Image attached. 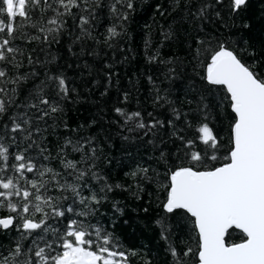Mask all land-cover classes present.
Segmentation results:
<instances>
[{"label": "trees", "instance_id": "1", "mask_svg": "<svg viewBox=\"0 0 264 264\" xmlns=\"http://www.w3.org/2000/svg\"><path fill=\"white\" fill-rule=\"evenodd\" d=\"M98 2L99 7L94 0H77L80 6L72 7L69 15L55 0H47L51 8L40 0L37 8L26 5L30 19L17 16L9 21L0 15L5 21L0 42L9 40L5 49L15 50L0 49L7 57L0 60V70L6 72L0 78L4 89L0 100L7 106L0 117V145L8 149L7 161L0 158V179L12 178L21 192L27 189L33 194L36 189L28 181L46 182L40 193L51 198L45 203L34 195L28 200L22 194L0 197L4 205L0 218H13L8 230L0 227V261L7 258L9 264H23L30 259L36 264L39 258L34 253L41 247L48 264H54L51 258L63 251L61 238L72 239L65 233L76 220L90 233L86 238L95 242L93 250L107 236L110 242L104 246L125 254L115 257L120 264H197L194 220L183 211H164L165 185L170 169L189 166L185 153L213 151L198 138L203 123L219 140L216 154L222 156L228 148L234 114L226 90L203 79L208 62L204 49L209 40L212 48L223 42L264 79V0H248L238 14L231 13L229 0H224L208 10L206 19H197L194 13L215 0H131L132 9L127 8L128 0H122L116 13L110 10L115 0ZM53 9L64 15L57 16ZM81 17L88 20L83 25L86 31L80 26ZM53 18L58 24L48 22ZM8 22L13 24L12 35L7 33ZM110 27L119 33L112 39ZM49 76L65 79L66 98ZM41 96L49 105L39 104ZM29 103L38 108L27 107ZM50 105H58L60 111L51 112ZM116 108L125 115L116 113ZM41 110L49 113L42 119ZM135 112L140 116L126 120ZM17 114L30 123L20 119L23 131L12 132L9 117ZM140 122L147 127L138 128ZM69 140L71 144L66 143ZM189 140L194 143L186 147ZM77 143L83 146L80 152L73 151ZM17 154L34 165L33 172L15 170L21 163L15 160ZM68 161L76 169L66 168ZM45 169L52 171L41 176ZM80 171L85 175L77 179ZM93 195L99 203L91 200ZM9 201L17 205L16 212L9 211ZM23 204H28L29 212L22 211ZM37 204L41 211H36ZM88 209L89 214L79 215ZM57 210L65 215L57 216ZM25 218L44 220V225L24 230ZM229 232L228 244L245 239L239 231ZM17 245L18 256L14 255ZM188 249L192 251L185 255Z\"/></svg>", "mask_w": 264, "mask_h": 264}, {"label": "snow or ice", "instance_id": "2", "mask_svg": "<svg viewBox=\"0 0 264 264\" xmlns=\"http://www.w3.org/2000/svg\"><path fill=\"white\" fill-rule=\"evenodd\" d=\"M55 2L64 8L69 15H71L72 7L80 6L77 0H55ZM121 2L122 0H115L110 10L116 13V4ZM44 3L48 8L52 7L47 4V0H44ZM94 3L97 7L100 6L98 0H94ZM223 3L224 0H215V4L205 3L194 15L197 19H206L210 8H214L215 5H223ZM247 3L248 0H229L227 6L231 13L238 14ZM26 5L37 8L40 5V0H0V15H6L9 21L17 16L30 19ZM127 8H133L131 0H128ZM53 11L56 12L57 16L64 15L58 9H53ZM215 16L220 18L221 13L216 11ZM122 19L126 20L127 15H123ZM48 22L53 25L58 24L56 18L50 19ZM87 23L88 20L85 17L80 18L82 31H86L83 29V25ZM6 27L7 33L12 35L13 24L8 22ZM3 31H5V21L0 19V32ZM49 31H54V29H49ZM108 33L109 39L119 35L115 27H110ZM200 43L203 44L204 41ZM8 44L9 40H3L0 42V49H5ZM208 45L204 49L208 54V62L203 79L209 85L223 86L228 94L229 107L231 113L234 114L230 127L229 146L222 156H218L216 153L220 150L219 140L209 125L203 123L198 128L200 133L198 138L213 151L209 153L205 149L203 155L195 151L185 153L189 166H177L169 170V183L165 185L167 197L163 208L167 213L186 210L187 213L191 214V217L195 218L194 225L198 229L199 264H264V79L259 78L223 42H219L215 48H212L211 40H209ZM5 50L9 53L15 51L11 47H7ZM5 59H7L5 51L0 50V60ZM5 76L6 72L0 70V78ZM48 80H55L59 93L63 94L62 98L67 97L69 88L63 77L49 76ZM41 85L47 86L43 81ZM43 87H40V91L43 90ZM3 91L4 89L0 88V92ZM39 104L49 105V100L41 96ZM27 107L38 108V105L29 103ZM50 110L55 113L60 111V108L58 105H50ZM41 111L43 113L41 119L49 114L47 111ZM6 112V104L0 100V117H3ZM115 112L122 116L125 115L121 108H116ZM139 116L140 113L135 112L127 115L126 120ZM9 119L12 121V132L23 131V126L17 122L18 120L23 119V124L30 123V120L24 119L22 114L11 116ZM137 127L145 128L147 125L140 122ZM151 127H155V124ZM173 134L175 135V133ZM178 138L183 140V137ZM66 143L71 144L72 142L69 140ZM193 143L189 140L185 146L191 147ZM72 147L73 151L80 152L83 146L77 143ZM92 151L94 155L95 149ZM7 152L8 149L0 145V158L5 161L8 159ZM15 160L21 161L18 166H15L17 172L22 170L33 172L34 165L30 162H23L25 157L22 154H17ZM221 160L224 162L220 163ZM217 163L219 166H216ZM65 167L76 169V164L68 161ZM2 170L0 168V171ZM51 171V169H45L40 175L43 176L45 172ZM144 171L146 172L147 169ZM84 175L85 173L80 171L77 179ZM28 183L36 189L35 194L27 189L21 192L12 178L6 181L0 179V189L7 190L0 191V197L21 196L22 194L24 200H28L30 196L34 195L36 201L43 199L45 203L49 202L51 198L42 197L40 193V189L45 187L46 182L31 180ZM69 187L72 188V191H76L74 186L69 185ZM91 200L99 203L95 195L91 197ZM84 203L82 198L81 204ZM3 206L0 203V207ZM7 207L10 212L17 211V205L11 201ZM35 208L36 211L42 210L39 204ZM22 211L24 213L29 212L28 204H23ZM67 211L72 212L73 209L69 207ZM90 212L91 209H88L80 212L79 215H87ZM55 214L57 216L65 215L63 211L59 210ZM12 224L13 218L11 216L0 218V227L3 229L7 230ZM43 225L44 220L33 222L25 218L22 228L32 231L41 229ZM67 227L68 230L65 235L72 239L61 238L63 251L51 258L54 264H120V261L116 260L115 257L124 258L123 252L117 253L104 246L110 242L107 236L103 238L102 243H97L95 250H93L95 242L86 238L90 235L86 227L78 224L76 220H72ZM230 229H239L245 239L241 243H226V236L230 234ZM96 235L99 239V230H97ZM48 247L50 248L51 245L49 244ZM191 251L192 249H188L185 255ZM44 252V248L37 247L34 255L39 259L36 264H48ZM20 253L21 247L17 245L14 255L18 256ZM171 254L173 257L178 255L174 249L171 250ZM0 264H9V260L5 258L0 261ZM23 264H33V262L29 259L25 260Z\"/></svg>", "mask_w": 264, "mask_h": 264}, {"label": "water", "instance_id": "3", "mask_svg": "<svg viewBox=\"0 0 264 264\" xmlns=\"http://www.w3.org/2000/svg\"><path fill=\"white\" fill-rule=\"evenodd\" d=\"M217 87H222V88H224L223 86H217ZM164 211H165V210H164ZM176 211H183V212H185L186 214H188V215L191 217V214H190V213H187L186 210H176ZM165 212H166V211H165ZM174 212H175V211H174ZM191 218H192L193 220L195 219L194 217H191ZM10 227H11V226H10ZM10 227H9V228H10ZM1 228H2V227H1ZM9 228H8V229H9ZM195 228H196V227H195ZM8 229H7V230H8ZM2 230L5 231V229H3V228H2ZM231 230H236V231L241 232L239 229H230L229 231H231ZM196 231H197V234H198V229H197V228H196ZM241 233H242V232H241ZM197 264H199V259H198V263H197Z\"/></svg>", "mask_w": 264, "mask_h": 264}]
</instances>
